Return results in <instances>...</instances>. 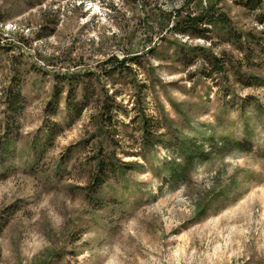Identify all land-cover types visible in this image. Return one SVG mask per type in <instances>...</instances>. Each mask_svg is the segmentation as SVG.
Listing matches in <instances>:
<instances>
[{"label":"rangeland","instance_id":"374dc122","mask_svg":"<svg viewBox=\"0 0 264 264\" xmlns=\"http://www.w3.org/2000/svg\"><path fill=\"white\" fill-rule=\"evenodd\" d=\"M263 51L264 0H0V264H264Z\"/></svg>","mask_w":264,"mask_h":264},{"label":"trees","instance_id":"16d2710c","mask_svg":"<svg viewBox=\"0 0 264 264\" xmlns=\"http://www.w3.org/2000/svg\"><path fill=\"white\" fill-rule=\"evenodd\" d=\"M236 1V0H235ZM238 1H245V2H249V3H260L263 0H238ZM204 16V15H203ZM203 16H191V15H185L183 16L182 13H177L174 17V26L175 28H178V26H180V28L178 29L181 33H188L190 32L193 28H198L201 25L204 24H213V21L210 19H207L206 21L202 18ZM222 19H219V22L222 23ZM177 30V29H176ZM264 52V51H263ZM263 59H264V53L262 54ZM188 160V159H187ZM186 159L184 161V163H179L177 164L178 166V170L180 172V174H184L185 172V168H184V164L186 163ZM173 175L176 174L175 172L172 173Z\"/></svg>","mask_w":264,"mask_h":264},{"label":"water","instance_id":"95a60500","mask_svg":"<svg viewBox=\"0 0 264 264\" xmlns=\"http://www.w3.org/2000/svg\"><path fill=\"white\" fill-rule=\"evenodd\" d=\"M236 1H238V0H236Z\"/></svg>","mask_w":264,"mask_h":264}]
</instances>
